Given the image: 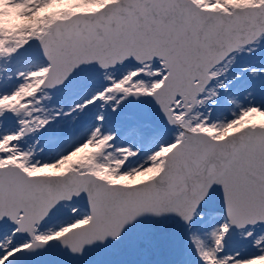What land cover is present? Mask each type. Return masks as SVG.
<instances>
[{
	"label": "snow or ice",
	"instance_id": "6c2138e0",
	"mask_svg": "<svg viewBox=\"0 0 264 264\" xmlns=\"http://www.w3.org/2000/svg\"><path fill=\"white\" fill-rule=\"evenodd\" d=\"M0 264H264V0H0Z\"/></svg>",
	"mask_w": 264,
	"mask_h": 264
}]
</instances>
